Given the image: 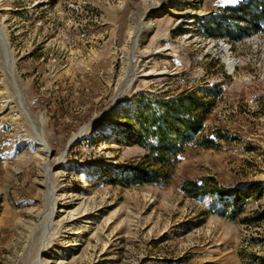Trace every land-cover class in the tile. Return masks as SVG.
I'll return each mask as SVG.
<instances>
[{"label": "rangeland", "instance_id": "obj_1", "mask_svg": "<svg viewBox=\"0 0 264 264\" xmlns=\"http://www.w3.org/2000/svg\"><path fill=\"white\" fill-rule=\"evenodd\" d=\"M261 1L0 0L16 86L0 47V264L264 261V222L228 221L211 199L178 190L206 177L223 188L261 183V199L249 200L244 216L264 207V20L240 40L222 36L223 24L218 36L207 29L226 8ZM184 11L181 21L172 15ZM213 85L221 92L205 128L231 140L217 150L187 148L163 187L101 182L103 168L143 155L112 143L118 107Z\"/></svg>", "mask_w": 264, "mask_h": 264}, {"label": "trees", "instance_id": "obj_2", "mask_svg": "<svg viewBox=\"0 0 264 264\" xmlns=\"http://www.w3.org/2000/svg\"><path fill=\"white\" fill-rule=\"evenodd\" d=\"M261 20H264V0L226 8L207 29L209 35L218 36L214 30L223 24L225 28L219 29L224 31L222 36L240 40L258 32ZM220 92V87L213 85L201 91H182L168 98L139 95L118 107L112 143L139 148L143 155L124 165L103 168L101 182L126 189L163 187L171 182L173 170L187 148L217 150L220 142L231 140L223 132L205 128ZM178 190L190 200L211 199L216 213L228 221L240 219L238 221L246 225L264 222V207L254 210L249 217L244 216L248 201L261 199V183L223 188L206 177L184 180ZM260 264L264 261L260 260Z\"/></svg>", "mask_w": 264, "mask_h": 264}, {"label": "bare ground", "instance_id": "obj_3", "mask_svg": "<svg viewBox=\"0 0 264 264\" xmlns=\"http://www.w3.org/2000/svg\"><path fill=\"white\" fill-rule=\"evenodd\" d=\"M170 3H172V4H176V3H178L179 2V0H168ZM151 6L152 5H150L149 6V8L151 9ZM159 8V3H157L156 4V6L154 7V8H152L153 10H156V9H158ZM188 12L187 11H184V12H182V13H180V14H178V13H175V12H173L172 13V15H174L175 17H176V20L177 21H181V20H183V19H185V15L187 14ZM144 25V24H143ZM150 25H151V21L150 20H148V22L145 24V26L147 27V29H146V31H148V33H149V27H150ZM187 28H190L189 26L187 27ZM191 29V28H190ZM0 34H2V32L0 31ZM3 41H4V45H2V47H1V50H2V54H3V52H4V50H8L7 48H8V46H7V42H6V40H5V38L3 37ZM221 50L224 52V54H225V57H224V63H225V65H226V67H227V70L230 72V73H233V71H234V67L236 66V62L235 61H233L230 57H229V52H228V47L227 46H221ZM10 53V52H9ZM138 57H140V56H138ZM3 62H4V66H5V68H6V70H7V75H9V76H12L13 75V59H12V54L10 53V54H8V55H3ZM131 82V81H130ZM21 104V103H20ZM20 106V105H19ZM22 106V105H21ZM23 113V112H22ZM34 133V136L36 137V138H40L41 139V149H43L44 151L46 150V152L45 153H48L49 152V148L47 147V145L46 144H44L43 142L44 141H42V138L40 137V135L37 133V131H34L33 132ZM33 135V134H32ZM34 137V138H35ZM48 198H50V200H52V201H54L53 200V198H54V195H53V193L52 192H50V194H48ZM54 206H55V204H54ZM51 213V216H48L47 217V220H46V222H45V224H44V226H43V230H42V240L41 241H43L41 244H44L43 246L44 247H46L48 244H49V239H50V234L49 233H47V230H48V228H50L51 227V223H52V220H51V218H52V214H53V212H50ZM37 259V262H38V258H36ZM38 264H42V263H38Z\"/></svg>", "mask_w": 264, "mask_h": 264}, {"label": "water", "instance_id": "obj_4", "mask_svg": "<svg viewBox=\"0 0 264 264\" xmlns=\"http://www.w3.org/2000/svg\"><path fill=\"white\" fill-rule=\"evenodd\" d=\"M3 37H4V36H3L2 34H0V47H2V45H4ZM7 49H8V48H7ZM9 52H10L9 50H4L3 55H4V54H5V55H8V54H10ZM12 67H13V66H12ZM10 78H11V80H12V84H13L14 89H16L15 82H14V80H13V75L10 76ZM17 97H18V102H19V105H20L19 107L21 108V110H22L23 114L25 115V117L29 120L28 115H27L26 112L22 109V106H21V104H20V97H19V95H17ZM86 128H87V127H85L83 130H85ZM31 129H32L33 132L35 131L33 125H31ZM82 132H83V131H82ZM37 139H38L39 141H41L40 138H37ZM71 142H72V141H69V142H68L66 148L71 144Z\"/></svg>", "mask_w": 264, "mask_h": 264}]
</instances>
